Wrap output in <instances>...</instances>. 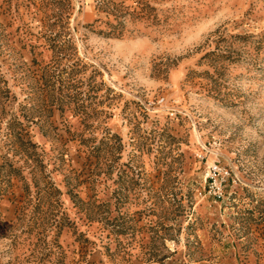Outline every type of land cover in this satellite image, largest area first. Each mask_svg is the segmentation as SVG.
I'll list each match as a JSON object with an SVG mask.
<instances>
[{
  "label": "rangeland",
  "instance_id": "obj_1",
  "mask_svg": "<svg viewBox=\"0 0 264 264\" xmlns=\"http://www.w3.org/2000/svg\"><path fill=\"white\" fill-rule=\"evenodd\" d=\"M0 264H264V0H0Z\"/></svg>",
  "mask_w": 264,
  "mask_h": 264
}]
</instances>
